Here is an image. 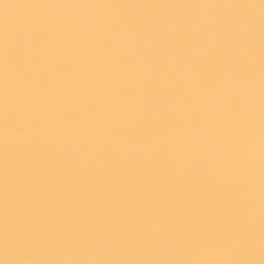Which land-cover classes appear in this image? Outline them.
<instances>
[{
    "label": "water",
    "instance_id": "obj_1",
    "mask_svg": "<svg viewBox=\"0 0 264 264\" xmlns=\"http://www.w3.org/2000/svg\"><path fill=\"white\" fill-rule=\"evenodd\" d=\"M0 264H264V0H0Z\"/></svg>",
    "mask_w": 264,
    "mask_h": 264
}]
</instances>
